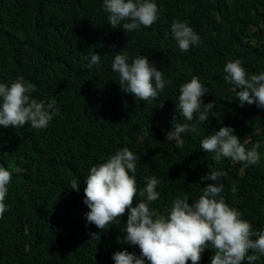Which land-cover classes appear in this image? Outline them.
Returning <instances> with one entry per match:
<instances>
[{
	"label": "trees",
	"instance_id": "16d2710c",
	"mask_svg": "<svg viewBox=\"0 0 264 264\" xmlns=\"http://www.w3.org/2000/svg\"><path fill=\"white\" fill-rule=\"evenodd\" d=\"M155 2L161 14L151 27L124 32L107 22L103 0H0V83L10 86L23 76L36 86L33 98L55 99L59 108L44 129L0 126V165L12 173L8 210L0 218V264H115L116 251L139 254L138 247L117 242L125 233L127 212L107 232L86 224L85 218L84 178L91 166L124 147L140 157L139 187L144 177L160 181L153 208L165 211L177 195L194 201L203 186L214 183L200 178L223 170L227 177L221 196L253 230H264V116L241 118L239 89L224 80L229 60L240 59L249 74L264 72V0ZM177 19L200 36V44L188 52L173 39L171 24ZM94 51L101 54V63L89 69ZM118 51L130 60L147 56L163 71L171 83L158 99L135 100L120 90L111 68ZM194 75L210 91L203 102L214 101L215 110L205 123L194 114L190 123L197 124L199 134H182L184 147L178 148L166 133L175 111L178 122H187L176 105L180 86ZM221 126L234 127L241 142L248 141L246 148L260 144L257 165L245 167L230 158L217 163L203 153L201 140ZM190 166V175L182 171ZM73 179L80 180L78 192L70 188ZM93 232H100V239L91 238ZM213 254L206 249L200 264H211ZM253 264H264V256Z\"/></svg>",
	"mask_w": 264,
	"mask_h": 264
},
{
	"label": "clouds",
	"instance_id": "9594fccd",
	"mask_svg": "<svg viewBox=\"0 0 264 264\" xmlns=\"http://www.w3.org/2000/svg\"><path fill=\"white\" fill-rule=\"evenodd\" d=\"M103 10L112 28H122L124 32L139 30L141 26L151 27L161 14L155 0H103ZM171 32L182 52L200 44V36L186 21L174 20ZM116 53L111 68L118 74L120 90L133 95L135 100L158 99L166 84L171 83L163 78V71L158 70L147 56L138 55L130 60L126 52ZM100 55L95 51L91 54L87 64L89 69L101 63ZM224 72L225 82L239 89L236 99L243 108L238 115L246 121L252 116L263 117L264 72L249 74L240 59L226 62ZM34 91L36 86L23 76H18L10 86L0 83V126L17 129L26 124L34 129L48 127L53 117L59 114L57 101L37 100L32 97ZM179 92L176 109L187 122H178L175 111L166 139L183 148L182 134H199L197 124L190 123L194 114H198V122L205 123L216 104L214 101L203 102V97L210 91L195 75L180 86ZM252 104L256 105L253 110ZM159 106L163 107V103ZM242 129L243 126L238 130ZM247 143V140L241 142L234 127L221 126L202 139L200 146L203 153L212 154L217 163L222 158H230L245 167L257 165L261 158L260 144H253L249 149L245 146ZM138 159L136 153L124 147L105 162L91 166L84 178L83 203L89 209L85 213L86 224H94L100 232H107L127 212L125 233L117 237V242L134 249L138 247L139 254L127 248L116 251L112 255L115 264H188L189 261L200 264L206 249L214 252L211 264H242L243 261L253 264L264 256V230H253L241 212L229 206L221 196L227 172L208 171L200 180L214 183L203 186L202 195L191 202L187 195H177L171 207L161 212L151 206L160 198L157 191L160 181L155 176L144 177L146 183L139 187L136 176ZM193 167H182V171L190 175ZM11 180L12 173L0 165V218L8 210L6 196ZM79 185L80 180L73 179L70 188L78 192ZM230 191L233 194L238 191L235 182ZM137 197L140 198L138 202ZM100 232L91 233V238L100 239Z\"/></svg>",
	"mask_w": 264,
	"mask_h": 264
}]
</instances>
